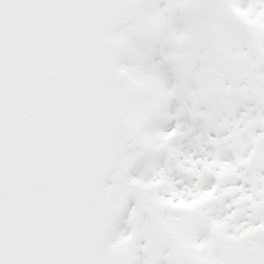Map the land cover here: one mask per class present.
Here are the masks:
<instances>
[{
    "label": "snow or ice",
    "instance_id": "6c2138e0",
    "mask_svg": "<svg viewBox=\"0 0 264 264\" xmlns=\"http://www.w3.org/2000/svg\"><path fill=\"white\" fill-rule=\"evenodd\" d=\"M197 256L264 264V0H0V264Z\"/></svg>",
    "mask_w": 264,
    "mask_h": 264
},
{
    "label": "flooded vegetation",
    "instance_id": "af4514ba",
    "mask_svg": "<svg viewBox=\"0 0 264 264\" xmlns=\"http://www.w3.org/2000/svg\"><path fill=\"white\" fill-rule=\"evenodd\" d=\"M186 203H190L191 206H194L195 204L199 203V198H196L194 200L188 201V200H182ZM177 203V201H175ZM159 225L166 231L175 236L176 244L179 248H183V250H186L188 247H192V245L183 237L182 234L176 231L175 225L169 223L164 218H158ZM208 245L205 242H200L199 244L195 245V247L203 248L207 247ZM194 264H214V257L211 256H197L194 257Z\"/></svg>",
    "mask_w": 264,
    "mask_h": 264
},
{
    "label": "rangeland",
    "instance_id": "374dc122",
    "mask_svg": "<svg viewBox=\"0 0 264 264\" xmlns=\"http://www.w3.org/2000/svg\"><path fill=\"white\" fill-rule=\"evenodd\" d=\"M137 82H138V81H137ZM157 220H158V219H157ZM216 226H217L218 229H222V227H223V225L220 224V223H218ZM130 235H131V234H130ZM130 235H129V237H126L124 240L119 241V242L117 243V246H118V247H122V246L124 245V243H126L127 239L130 238ZM188 248H189V247H188ZM188 248H186V250H187ZM182 249H183V248H182ZM214 264H222V261H221L219 258L215 257V259H214Z\"/></svg>",
    "mask_w": 264,
    "mask_h": 264
}]
</instances>
